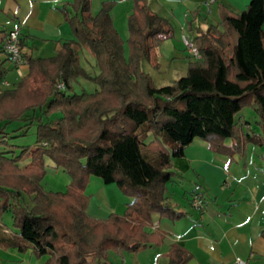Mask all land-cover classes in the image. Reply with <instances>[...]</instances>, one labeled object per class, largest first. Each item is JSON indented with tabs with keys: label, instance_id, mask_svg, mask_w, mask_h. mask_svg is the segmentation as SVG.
Returning <instances> with one entry per match:
<instances>
[{
	"label": "trees",
	"instance_id": "obj_1",
	"mask_svg": "<svg viewBox=\"0 0 264 264\" xmlns=\"http://www.w3.org/2000/svg\"><path fill=\"white\" fill-rule=\"evenodd\" d=\"M115 6L104 2L94 17L92 0L63 5L75 40L63 43L55 57L24 54L28 75L14 90L0 89V247L31 249L38 259L47 257L46 264H109L112 250L136 254L163 246L167 233L147 229L154 215L187 217L166 191L172 160L196 139L228 154L230 162L236 155L244 159L249 144L264 148V0H251L239 14L222 4L224 30L201 32L195 39L201 59L165 87L156 86L144 64L159 70L155 53L174 37L172 24L147 0H133L126 44L114 26ZM7 34L0 30V83L8 73ZM82 51L95 59L99 74L82 66ZM80 79L97 90L77 92ZM36 87L40 93L31 97ZM246 109L256 113L260 133L243 117ZM32 135V145L17 144ZM48 168L70 177L66 193L45 190ZM93 176L130 199L123 215L100 221L87 214L86 187ZM166 257L168 264L193 258L179 245Z\"/></svg>",
	"mask_w": 264,
	"mask_h": 264
},
{
	"label": "crops",
	"instance_id": "obj_2",
	"mask_svg": "<svg viewBox=\"0 0 264 264\" xmlns=\"http://www.w3.org/2000/svg\"><path fill=\"white\" fill-rule=\"evenodd\" d=\"M106 1L116 2L112 18L121 34L123 28L118 27H128L133 0H92L91 12L94 17L99 15ZM147 1L151 9L169 20L174 28V37L163 42L156 50L154 64L160 70L156 71L151 63L144 64L145 71L153 76L158 87L173 85L188 74L192 60L181 42L182 35L188 34L196 39L210 27L223 31L222 4L239 14L251 2L216 0V4L208 9L204 6L207 0ZM70 2L72 0H0V30L19 32L25 42L24 52L34 59L55 57L63 43L72 41L67 40L71 39L69 24L60 12L63 5ZM166 64H170L173 70L168 80L164 72ZM83 67L93 75L99 74L95 59L94 65ZM4 68L8 73L0 83V89H16L21 79L15 73V68L9 63ZM24 71L27 73L28 69ZM82 81L85 80L80 79L79 86L75 87L79 93L82 92L79 91ZM252 129L255 130V127ZM153 140L150 134L148 144ZM231 145V141L225 142L226 147ZM172 164L173 178L167 185L166 197L176 211L186 213L187 217L172 221L154 215L153 225L147 232L159 230L167 233L163 246L150 248L158 250L157 264H168L166 256L174 245L192 254L193 258L188 264H236L237 258L248 264H264V148L249 144L244 159L236 155L230 162L228 154L216 152L207 142L196 139L185 150L184 156L173 159ZM64 179L69 186L70 177L64 175ZM194 194H200L204 201V207L200 210L192 207ZM129 202L130 199L126 198L124 208H113L112 214L126 212ZM8 224L11 225L10 220ZM0 249L3 259L15 263L46 264L48 260L47 257L38 259L31 249L26 252L7 247Z\"/></svg>",
	"mask_w": 264,
	"mask_h": 264
},
{
	"label": "rangeland",
	"instance_id": "obj_3",
	"mask_svg": "<svg viewBox=\"0 0 264 264\" xmlns=\"http://www.w3.org/2000/svg\"><path fill=\"white\" fill-rule=\"evenodd\" d=\"M118 24H119V21H118ZM118 28L120 29L123 28L122 30L123 33L121 32L120 34L119 32V34L121 35V37L127 44L128 39H129L128 27H118ZM69 29L71 33V39H67V40H75V36L72 32L70 25H69ZM126 33H128V35H125ZM125 49L128 52L127 45ZM23 53L26 54L24 52V49H23ZM80 57H81V63L83 66L90 67L91 64L94 65V58L89 52L87 51L81 52ZM24 69H28V72L26 73ZM24 69L22 70L23 77H19L18 73L15 72L21 80L25 78L29 73V67L27 65L25 66ZM159 70H160V67H159ZM159 70H156V71H159ZM164 72L166 74L167 80L173 75V70L171 69L170 64L165 65ZM151 77L153 78L152 75ZM76 86H79V85H76ZM96 89H97V86L93 84L92 82L82 81L79 91L81 90L87 93H91L95 91ZM39 93H40V88L36 87V89L31 93L30 96L35 97ZM244 112H245L244 115H245L246 120L251 125L250 127L251 128L255 127V130H261L259 125H257L256 123L258 118L254 110L246 109ZM34 140H35V137L32 135V136H28L27 138H20L19 140H17V144L21 146L32 145L34 143ZM256 147H259V146L256 145ZM64 175H67V174L61 169L57 170L53 168H48L47 175L44 178L43 183H42L45 190L49 192H54V193H66L68 186L64 179ZM86 194L89 195V197L87 196L89 198L87 214L92 219L100 220V221H107L113 212L112 211L113 208L115 210L117 209L122 210V208H124L123 207L124 200L127 198L117 185L115 184L106 185L100 178L95 177V176L90 178L88 185L86 187ZM153 249H146L136 254L112 250L108 253L109 264H157L158 250H155V249L153 250ZM3 258H4L3 252L0 249V264H21V263H15V262L3 259Z\"/></svg>",
	"mask_w": 264,
	"mask_h": 264
},
{
	"label": "built area",
	"instance_id": "obj_4",
	"mask_svg": "<svg viewBox=\"0 0 264 264\" xmlns=\"http://www.w3.org/2000/svg\"><path fill=\"white\" fill-rule=\"evenodd\" d=\"M216 4V0H207L204 6L208 9L212 5ZM181 42L184 45L189 57L192 61H199L201 59V54L199 48L195 42V39L188 34H184L181 37ZM22 37L19 32L12 31L7 34L6 41L4 43V52L6 54L9 63L15 68L19 77H23L22 70L27 65L26 58L21 47ZM57 88L61 91L66 90V86L63 83H59ZM192 207L196 210H200L204 207V201L200 194H194L191 199ZM236 264H248L247 261L237 258Z\"/></svg>",
	"mask_w": 264,
	"mask_h": 264
}]
</instances>
